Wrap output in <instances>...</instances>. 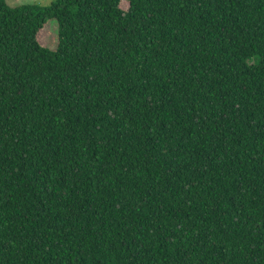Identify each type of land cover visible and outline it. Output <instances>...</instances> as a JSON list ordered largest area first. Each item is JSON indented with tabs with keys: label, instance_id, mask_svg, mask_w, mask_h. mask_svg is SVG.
<instances>
[{
	"label": "trees",
	"instance_id": "trees-1",
	"mask_svg": "<svg viewBox=\"0 0 264 264\" xmlns=\"http://www.w3.org/2000/svg\"><path fill=\"white\" fill-rule=\"evenodd\" d=\"M0 264H264V0H0Z\"/></svg>",
	"mask_w": 264,
	"mask_h": 264
},
{
	"label": "rangeland",
	"instance_id": "rangeland-1",
	"mask_svg": "<svg viewBox=\"0 0 264 264\" xmlns=\"http://www.w3.org/2000/svg\"><path fill=\"white\" fill-rule=\"evenodd\" d=\"M11 6H17V5H21V4H24V3H37V4H40V5H44V6H49L51 5L55 0H6ZM122 7L124 9H126L128 7V3L126 2H123L122 3ZM51 30V27H46L40 34V41L43 43V44H47V41H48V35H49V32Z\"/></svg>",
	"mask_w": 264,
	"mask_h": 264
}]
</instances>
